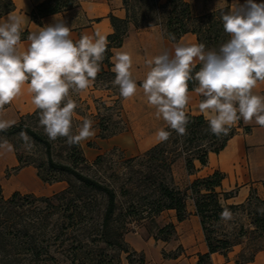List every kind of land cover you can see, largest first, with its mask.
I'll use <instances>...</instances> for the list:
<instances>
[{"label":"trees","instance_id":"trees-1","mask_svg":"<svg viewBox=\"0 0 264 264\" xmlns=\"http://www.w3.org/2000/svg\"><path fill=\"white\" fill-rule=\"evenodd\" d=\"M139 1L145 9L139 15L132 10L130 0H123L126 10L124 19L109 15L113 32L107 35L108 50L101 63L102 70L93 83L95 88L109 89L113 85L115 73L112 71L114 65L111 57L113 50L121 46L129 22L136 28L159 25L171 42L170 34L179 40L184 34L192 33L197 43H204L206 48L218 49L229 39L221 19V11L229 10L228 4L197 14L185 0H166L162 6L157 4V0ZM77 4V0H43L33 6L29 16L33 22L41 24L46 16ZM14 9L12 0H0V17ZM28 35V31H22L21 41L26 40ZM195 70H199V64ZM194 87L190 83L189 90ZM114 88L119 90L118 86ZM70 95L78 105L72 119L73 134H76L89 107L81 100L79 93ZM121 99L118 95L110 104L101 100L95 107L98 114L100 107L110 113L106 116L99 114V138L111 137L126 128ZM111 113H114V120ZM186 114L190 119L187 135L181 137L167 126L164 130L171 133L168 141L158 142L143 153L125 159L129 174L116 187L110 183V176L99 179L83 173L82 169L88 163L80 144L69 147L66 138H57V141L67 145V151L64 159L55 160L52 155L54 141L39 125L38 109L25 116L29 123L22 117L7 131L0 132L8 141L25 131L34 145L43 150L44 159L36 161L29 155L19 153L20 144L13 141L18 162L13 169L33 166L44 183L67 182L65 189L51 196L16 191L5 197L0 184V264H120L121 254H125L128 264L135 263V256L137 264H145L143 253L131 249L124 239L129 225L147 221L156 229L155 233L147 230L149 236L168 241L175 234L174 224L159 226L155 217L162 211L172 209L177 221L184 220L188 199L193 200L208 247L206 254L199 255L197 264H207L210 254L215 252L226 257L233 247L242 245L243 240L245 246L240 250L235 264L252 261L257 252L264 248V214L258 211L264 208V198L251 192L241 204H225V200L234 196L235 190L224 192L220 189L224 174L217 170L205 177L195 178L185 189L174 184L172 175L176 157L183 156L187 172L192 173L195 170L194 160L205 166L208 154L222 150L237 129L233 126L227 136L218 138L211 133L205 117ZM243 129L248 131L249 127ZM104 158L103 155L97 156L93 165L102 163ZM135 165L144 169L133 170ZM113 178L119 180L118 176ZM224 207L233 213H243L246 223L235 221L231 231L218 233L216 224ZM175 256L176 253H173L168 257Z\"/></svg>","mask_w":264,"mask_h":264},{"label":"clouds","instance_id":"clouds-1","mask_svg":"<svg viewBox=\"0 0 264 264\" xmlns=\"http://www.w3.org/2000/svg\"><path fill=\"white\" fill-rule=\"evenodd\" d=\"M223 29L229 39L219 48H206L204 43H188L170 34L172 50H165L145 61L148 71L140 89L158 119L179 136L187 135L190 123L186 109L193 91L202 99L198 110L208 121L216 137L227 136L243 119L264 127V96L254 94L258 82H264V3L233 0L228 11H221ZM54 24L37 27L27 36L26 49L21 51L24 17L9 14L0 20V109L22 94L27 83L31 102L39 110V125L50 140L66 138L69 147L79 145L95 135L93 122L85 118L76 134L72 119L78 107L70 93L87 90L100 73L109 41L96 31L82 34L73 41L71 29L63 18ZM114 86L119 94L130 99L137 94L133 79V59L127 51H116L112 57ZM197 64L199 70L196 71ZM15 121L0 119V132L7 131ZM171 136L163 128L156 133L158 142ZM18 137L24 149L31 153L34 143L25 131ZM0 149L14 150L7 139L0 140ZM264 214V208L258 209ZM234 213L224 207L220 221L227 224Z\"/></svg>","mask_w":264,"mask_h":264},{"label":"crops","instance_id":"crops-1","mask_svg":"<svg viewBox=\"0 0 264 264\" xmlns=\"http://www.w3.org/2000/svg\"><path fill=\"white\" fill-rule=\"evenodd\" d=\"M12 1L15 9L1 16L0 20L6 19L9 14H18L24 17L25 21L22 25V31L30 33L37 30V27L54 24L56 17L63 18L71 29L73 41L78 40L82 34L93 35L96 31H100L101 34L107 36L113 32L109 15L112 14L120 19L126 17L123 0H77L78 4L75 7L48 15L42 19L41 24H36L31 20L29 13L35 4L43 0ZM185 1L190 5L196 2V0ZM204 2L208 4L209 8L203 9L198 14L216 10L227 4L231 7L233 0H222L215 5L210 0ZM255 2L264 3V0H255ZM165 3L166 0H157L158 5L162 6ZM244 3L245 0H239V4L243 5ZM180 39L188 43H197L196 36L192 33H186ZM173 43L167 38L159 25L136 28L131 22L128 23L127 34L121 46L113 50V55L116 51H127L131 54L133 59L132 76L137 81L138 86L137 94L134 97L127 100L122 98L120 101L126 128L118 134L103 139L97 136L98 129L93 127L95 135L80 143L83 154L85 152L84 145L90 143V141L95 145L94 148H88L92 151L93 156H99L110 148L118 147L126 157H134L158 143L157 131L161 128L165 129L168 125L162 118L158 119L156 117L155 109L148 105L146 97L140 89V83L148 71L145 61L165 50L171 51ZM27 44V39L21 41L19 46L21 51L26 49ZM253 91L254 94L264 96V82H258ZM31 95L27 90L26 83L22 94L10 104L5 105L3 109H0V119L15 121L16 124L22 117L31 114L36 109L31 102ZM190 95L192 98L186 113L204 117L198 110V104L202 97L198 96L193 90H190ZM79 96L88 105L87 111L91 115L95 107L93 109L86 99L80 94ZM234 127L237 129V133L227 141L225 147L218 153L210 152L208 154L205 166H201L197 160L193 161L195 170L192 173H187V185L195 178L205 177L216 170L220 171L224 174L220 189L224 192L235 190L234 196L225 200L224 203L237 205L243 203L251 192H255L258 197L264 198V127L256 124L254 119L247 124L241 119ZM244 127H249V130L245 131ZM2 153L0 168L4 166L14 168L18 165L15 152L13 154L0 149V154L2 155ZM33 170L32 166L18 169L16 174H13L9 180L12 182L9 183L8 181L5 184L7 185L5 191L10 190L13 193L31 188V181H34ZM172 173L173 180H175L176 172L174 168ZM20 178H23L25 182L18 183ZM186 211L187 216L182 221H177L176 213L172 209L162 211L155 217V221L159 226L173 223L175 234L173 239L168 241L155 240L152 236H149L138 243V250L143 253L145 264H197L199 255L208 252L192 199L187 200ZM162 249L166 252H175L176 256L163 257ZM238 253L239 249L236 246L227 253L226 257L218 252L211 253L207 264H235ZM121 264L128 263L124 261ZM245 264H264V248L257 252L252 261Z\"/></svg>","mask_w":264,"mask_h":264},{"label":"rangeland","instance_id":"rangeland-1","mask_svg":"<svg viewBox=\"0 0 264 264\" xmlns=\"http://www.w3.org/2000/svg\"><path fill=\"white\" fill-rule=\"evenodd\" d=\"M131 4H132V10L139 15L140 13H142V11H144V6L141 5L139 0H130ZM205 0H196V2L193 4H191L192 9L195 13H200L203 9L209 8L208 4H206V2H204ZM222 0H210V2H212V4H219V2H221ZM241 1V0H240ZM211 6V5H210ZM230 9V7H229ZM94 84H92L87 90H84L82 92H80L79 94L86 99L93 107H98L97 105H99V102L104 99L107 104H110V102H112L114 99H116V97L119 94V90L115 89L113 85H110L109 89H102L99 87H94ZM94 87V89H93ZM85 103V102H84ZM100 107V106H99ZM87 112V119H90L93 122V127L97 128V124H98V119H99V114H101L102 116H106L107 113L106 111H104L101 107L99 108V114L97 112L96 109H94V112L89 115L88 111ZM112 119L114 120V113L112 114ZM25 117V116H24ZM25 122L29 123V120L25 117ZM2 139H6L5 136H3L2 134H0V140ZM13 141H17L20 144V149H19V153H22L23 155H29L31 158H33L34 160H43L44 159V154H43V150L40 146L38 145H34V148L32 150L31 153L27 152L24 147H23V141H21L19 139L18 136L16 137H12L8 140V142L12 145ZM66 144L64 142H61L60 140L57 141L55 140L53 142V146H52V155L53 158L55 160H62L64 159L65 155H66ZM95 145L93 142L90 141V146L87 144L84 145V157L87 160V166L85 165V167H83L82 171L83 173L95 177V178H99V179H103L105 177H109L110 176V183H112V185L119 186L121 181L123 179H125L128 174H129V169L126 166L127 164L124 163L125 159L129 158L126 157L124 155V153L122 152V150L118 147H113L108 149L107 151H105L104 153H102L101 155H103L104 161H102V163L100 164H94L93 162L95 160V158L97 156H93L92 151H90L88 148H94ZM83 149V148H82ZM13 154L14 152L11 151ZM2 155L0 154V162H2ZM91 165V166H88ZM33 167V166H32ZM139 168L144 169L142 166L140 165H135L133 167V170H138ZM173 168L175 169L176 172V179L173 180L174 184L179 187L180 189H185L188 185H187V170L185 168V159L183 156H178L176 157L173 165H172V171ZM33 177H34V181H31V188H27L24 190H21L20 193L21 194H27V193H31L34 194L35 196H51L54 193L60 192L61 190L65 189L67 187V182L66 181H60V182H53V183H44L42 182L37 176H36V169L33 167ZM18 170L14 171L13 167H8V166H4L2 168H0V184L1 186L3 185V195L5 197H8L11 195L12 191L10 190H6L7 185H5L11 178L13 174H16ZM173 175V173H172ZM119 177V180L113 178V177ZM12 181H9V183H11ZM24 183V179L20 178L18 183ZM235 221H239V222H243L246 223V217L243 213H239V212H235L234 213V220L231 222H228L227 224H225L222 221H219L216 226H217V231L218 233L224 232V231H231L233 229V227H235ZM147 230H149L151 233H155L156 229L154 227H152L150 224H148L147 221H140V222H136V223H131L129 225V232L125 234L124 239L127 242V244L129 245V247L131 249L136 250L137 252H139L138 250V243L142 242L143 239L149 237ZM151 237V236H150ZM173 239V236L169 239L171 240ZM245 246V240H243V244L236 246L237 249H239V253L240 250ZM173 253L175 252H166L164 249H162V255L163 257H168L171 256ZM238 253V254H239ZM237 254V256H238ZM135 263L137 264V256L134 257ZM126 261L125 260V254H121L120 255V264L122 262Z\"/></svg>","mask_w":264,"mask_h":264}]
</instances>
